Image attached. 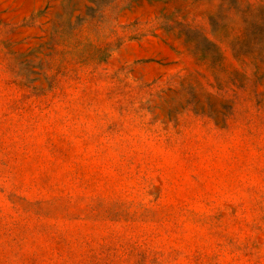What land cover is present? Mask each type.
<instances>
[{"label":"rangeland","instance_id":"1","mask_svg":"<svg viewBox=\"0 0 264 264\" xmlns=\"http://www.w3.org/2000/svg\"><path fill=\"white\" fill-rule=\"evenodd\" d=\"M0 264H264V0H0Z\"/></svg>","mask_w":264,"mask_h":264}]
</instances>
